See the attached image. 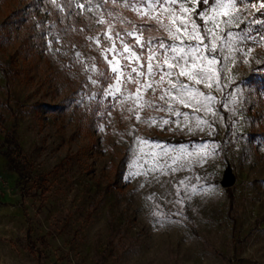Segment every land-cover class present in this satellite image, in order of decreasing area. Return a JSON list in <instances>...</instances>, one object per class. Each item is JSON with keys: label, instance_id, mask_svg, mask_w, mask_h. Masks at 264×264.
Listing matches in <instances>:
<instances>
[{"label": "rangeland", "instance_id": "rangeland-1", "mask_svg": "<svg viewBox=\"0 0 264 264\" xmlns=\"http://www.w3.org/2000/svg\"><path fill=\"white\" fill-rule=\"evenodd\" d=\"M70 1L69 13L58 0H0V147L14 128L30 169L20 177L0 153V264H264L260 0L187 4L204 43L218 46V82L194 86L213 97H198L204 107L161 101L127 69L103 84L106 42L88 37L130 26V12L155 21L123 0L116 12ZM144 35L153 48L174 43L162 29ZM110 83L123 99L106 94Z\"/></svg>", "mask_w": 264, "mask_h": 264}, {"label": "snow or ice", "instance_id": "snow-or-ice-1", "mask_svg": "<svg viewBox=\"0 0 264 264\" xmlns=\"http://www.w3.org/2000/svg\"><path fill=\"white\" fill-rule=\"evenodd\" d=\"M106 2L107 0H98V3L93 4L91 0H88L86 5L82 0H78L75 6L81 9V12L86 6L91 11L93 8L103 7ZM112 2L115 3L116 0H112ZM123 2L126 7H130L136 12L141 19L147 17L148 20H154L155 25H135L132 21H127L129 24H133L130 31L122 29L113 32V25L109 24L104 33L96 37H88L99 48L101 35L103 36L106 47L102 51V56L109 66L108 71L118 78L119 74L127 69L129 74L126 79L128 82L143 78V87L145 89L150 88L154 92L159 90V100L161 101L167 97L170 101L179 102L186 107L190 106L191 102L204 107L203 102L198 97L203 96L205 100H211L213 97L202 93L194 86L204 84L206 87L211 88L214 83L218 82L216 78L218 69L213 67L218 63L215 56L218 46L215 42L211 43V47L204 43L206 37L200 31V25L195 23L191 15L195 8L190 10L187 7L189 2H193L198 6L201 0H123ZM202 2L207 4L209 0H202ZM240 2H243V0H240ZM260 4L261 7H264V0H260ZM217 5L219 9L235 7L234 0H229L228 4H224L222 0H217ZM211 12L216 13L217 8H212ZM220 14L225 17L229 16L227 11H222ZM205 15L197 13L201 21L206 23L213 21L214 17L205 20ZM97 22L106 23L103 16H100ZM124 22L121 20V23ZM229 22L230 20H225L226 24ZM259 23H264V21H259ZM153 26L158 30L165 31L168 38L174 43L165 44L163 40L157 38L155 48H153V39L146 38L144 35L145 31ZM208 31L211 33V29H208ZM215 39V36H213L212 40L215 41ZM185 44L190 45V47H184ZM141 52L146 53V58H141ZM208 53L212 54L211 57ZM80 55V53H77V58H80ZM109 55L112 57L111 60L108 59ZM157 55L161 59H157ZM117 57H123L122 64ZM117 64L120 66L117 67ZM92 67L95 68L96 66L93 65ZM180 76L187 77L192 83L179 81ZM149 77L152 78L151 82H149ZM90 80L93 84L99 82L91 78ZM166 82L167 87H165ZM116 83H118V79ZM140 87L138 84L136 92L130 93V95H136L139 98ZM105 92L108 96L117 98L116 89L113 88L111 83L105 86ZM117 99H123V94L121 93ZM185 99H188L189 103H185ZM155 107L157 110H162L160 105H155ZM171 108L170 103L168 104V110L171 111ZM177 115L181 114L177 113ZM136 119L139 120V115L136 116ZM165 123H168V121H165ZM144 143L151 144L152 142L144 141ZM149 155L154 154L149 153Z\"/></svg>", "mask_w": 264, "mask_h": 264}, {"label": "trees", "instance_id": "trees-1", "mask_svg": "<svg viewBox=\"0 0 264 264\" xmlns=\"http://www.w3.org/2000/svg\"><path fill=\"white\" fill-rule=\"evenodd\" d=\"M92 1H94L95 3H98V0H92ZM58 2L61 4L65 12H69V13L71 12L73 3L70 0H58ZM100 8L102 12H108V10H111L114 12L117 11L114 8L112 0H107L104 6ZM129 16L131 17V19H133L132 21L136 22L135 25H150V26L155 25L147 21H140L136 17V15H134L131 12L129 13ZM127 26L129 25H127L126 23L125 24L118 23L119 30H122V29L125 30ZM130 26L133 27L132 24ZM152 30L155 32H158V29L153 26V27H150L149 30L145 31L144 34L149 35L150 31ZM99 64L102 67V75L100 76V81L103 84H106L110 81V76H109L110 72L108 71V64L103 59H100ZM260 83L264 86V73L263 74L261 73ZM183 140L184 139H182V141ZM0 153L5 157L7 161V166L11 171L16 172L20 177L27 176V174L30 171L28 163H27L28 159L17 139V132L14 128H12L11 131H7L5 133L3 142L0 147Z\"/></svg>", "mask_w": 264, "mask_h": 264}, {"label": "water", "instance_id": "water-1", "mask_svg": "<svg viewBox=\"0 0 264 264\" xmlns=\"http://www.w3.org/2000/svg\"><path fill=\"white\" fill-rule=\"evenodd\" d=\"M234 182H235V178H234L233 174L231 173V170L228 169L224 175L222 183L224 186L229 187V186H232L234 184Z\"/></svg>", "mask_w": 264, "mask_h": 264}]
</instances>
